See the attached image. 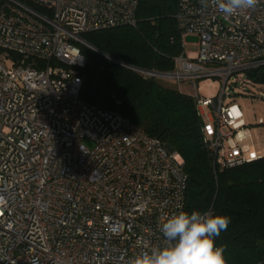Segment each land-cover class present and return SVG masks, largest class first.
I'll return each mask as SVG.
<instances>
[{
    "label": "built area",
    "instance_id": "built-area-1",
    "mask_svg": "<svg viewBox=\"0 0 264 264\" xmlns=\"http://www.w3.org/2000/svg\"><path fill=\"white\" fill-rule=\"evenodd\" d=\"M138 2L0 0V264H128L187 211L180 154L80 98L81 36L134 26ZM175 20L197 51L183 42L169 73L133 70L189 81L214 172L260 159L231 100L264 67V0L231 17L178 0ZM204 78L221 81L215 96L197 93Z\"/></svg>",
    "mask_w": 264,
    "mask_h": 264
},
{
    "label": "trees",
    "instance_id": "trees-1",
    "mask_svg": "<svg viewBox=\"0 0 264 264\" xmlns=\"http://www.w3.org/2000/svg\"><path fill=\"white\" fill-rule=\"evenodd\" d=\"M178 0H139L134 26L82 35L86 64L79 69L80 98L97 109L129 119L141 132L171 146L184 160L185 207L230 218L215 238L227 264H264V156L230 169H216L202 137L191 95L175 84L133 69L169 73L182 53L175 13ZM252 88H264V67L246 73ZM252 92V90H251Z\"/></svg>",
    "mask_w": 264,
    "mask_h": 264
},
{
    "label": "clouds",
    "instance_id": "clouds-1",
    "mask_svg": "<svg viewBox=\"0 0 264 264\" xmlns=\"http://www.w3.org/2000/svg\"><path fill=\"white\" fill-rule=\"evenodd\" d=\"M202 9L231 17L255 9L260 0H199ZM230 218L193 210L169 214L159 224L162 242L139 252L128 264H227L225 246L215 238L227 230Z\"/></svg>",
    "mask_w": 264,
    "mask_h": 264
},
{
    "label": "rangeland",
    "instance_id": "rangeland-1",
    "mask_svg": "<svg viewBox=\"0 0 264 264\" xmlns=\"http://www.w3.org/2000/svg\"><path fill=\"white\" fill-rule=\"evenodd\" d=\"M187 37H185L183 40L184 52L187 54L197 51V46L193 44L195 43L196 39L190 36ZM188 82L189 81H185L179 85L175 84V87L182 93L190 95L192 93V90ZM194 82L197 85L196 91L201 96L213 97L217 94L221 86V81L217 78H204L194 80ZM251 90L252 92L246 95H234L232 97L231 104L238 105L245 118V128L250 129L254 132L255 129L264 127V125H259L260 120L264 121V98L260 97V91L258 89L252 88ZM261 92L264 93V88H262ZM247 143H250V145H252V139L250 138ZM261 146V150L264 151V140L261 141Z\"/></svg>",
    "mask_w": 264,
    "mask_h": 264
},
{
    "label": "crops",
    "instance_id": "crops-1",
    "mask_svg": "<svg viewBox=\"0 0 264 264\" xmlns=\"http://www.w3.org/2000/svg\"><path fill=\"white\" fill-rule=\"evenodd\" d=\"M183 40H184V38H183ZM242 134L243 135L244 134L250 135V138L252 139V146H253L254 150L256 151V153L259 156H264V151L261 150V148H262L261 141L264 140V127L260 128V129L259 128L255 129L254 132L251 131L250 129L245 128L244 131L242 132ZM253 134H254V137H253ZM250 138H249V140H250ZM255 138H256V141H255Z\"/></svg>",
    "mask_w": 264,
    "mask_h": 264
},
{
    "label": "water",
    "instance_id": "water-1",
    "mask_svg": "<svg viewBox=\"0 0 264 264\" xmlns=\"http://www.w3.org/2000/svg\"><path fill=\"white\" fill-rule=\"evenodd\" d=\"M166 146H167V148H168L170 151H174L173 148H171V146H169V145H166Z\"/></svg>",
    "mask_w": 264,
    "mask_h": 264
},
{
    "label": "bare ground",
    "instance_id": "bare-ground-1",
    "mask_svg": "<svg viewBox=\"0 0 264 264\" xmlns=\"http://www.w3.org/2000/svg\"><path fill=\"white\" fill-rule=\"evenodd\" d=\"M187 39H188V37H187Z\"/></svg>",
    "mask_w": 264,
    "mask_h": 264
}]
</instances>
